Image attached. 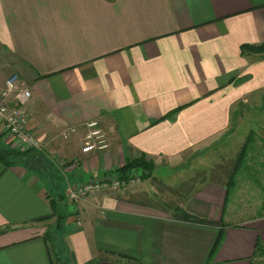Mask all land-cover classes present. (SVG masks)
Returning a JSON list of instances; mask_svg holds the SVG:
<instances>
[{
  "label": "crops",
  "instance_id": "obj_1",
  "mask_svg": "<svg viewBox=\"0 0 264 264\" xmlns=\"http://www.w3.org/2000/svg\"><path fill=\"white\" fill-rule=\"evenodd\" d=\"M263 49L264 0H0V92L11 75L30 91L42 145L21 150L0 123L15 153L0 164V264H254L264 216L233 222L221 183L179 205L213 224L164 213L143 187L74 204L66 192L135 160L174 176L234 126L235 106L264 97ZM92 120L108 147L83 154Z\"/></svg>",
  "mask_w": 264,
  "mask_h": 264
},
{
  "label": "rangeland",
  "instance_id": "obj_2",
  "mask_svg": "<svg viewBox=\"0 0 264 264\" xmlns=\"http://www.w3.org/2000/svg\"><path fill=\"white\" fill-rule=\"evenodd\" d=\"M257 100L258 102H253V97L246 98L245 103H241V106L247 105L243 107L244 109L240 105L235 106L232 111V116L236 118L234 126L210 146L198 149L196 154L183 162L178 170L175 169L174 176L165 178L171 175V172L162 171L163 180H155L139 169L133 171V174L141 178L140 183L128 189L145 188L146 192L139 195L140 199L173 216L175 214L173 207L183 203L189 193L197 189L200 184L227 181V175L223 171L232 169L237 153L251 132L254 138L246 166L241 169L242 172L237 176L234 188L228 194L226 209L232 210V218L235 219L233 222L264 216V97ZM253 105L259 107L255 108ZM143 180L148 181L143 185L141 184ZM124 191L129 192V190ZM231 203L233 206L229 207ZM56 226L54 220L51 221L49 225L47 224L44 233L49 230L51 237L56 231ZM254 264H264V254L257 256Z\"/></svg>",
  "mask_w": 264,
  "mask_h": 264
},
{
  "label": "built area",
  "instance_id": "obj_3",
  "mask_svg": "<svg viewBox=\"0 0 264 264\" xmlns=\"http://www.w3.org/2000/svg\"><path fill=\"white\" fill-rule=\"evenodd\" d=\"M30 91L18 84V77L11 75L5 81L4 89L0 92V123L6 132L15 140L21 150H42L36 136L29 126V116L25 112V106L30 100ZM86 133L83 137L81 152L90 154L95 150H104L108 147L106 135L99 127L98 121L92 120L85 124ZM70 131H74L71 129ZM139 177L133 172L127 178L118 176L94 178L66 192L69 203L78 201L98 191H120L140 182Z\"/></svg>",
  "mask_w": 264,
  "mask_h": 264
},
{
  "label": "trees",
  "instance_id": "obj_4",
  "mask_svg": "<svg viewBox=\"0 0 264 264\" xmlns=\"http://www.w3.org/2000/svg\"><path fill=\"white\" fill-rule=\"evenodd\" d=\"M257 49H259V48H257ZM241 51L242 52H247V51L249 52V51H258V50H254L253 48H249L247 46H244L241 48ZM260 51L263 52L264 49L260 50ZM253 138H254V134L250 132V134H248V136L245 139V142L243 143L242 147L240 148L239 152L236 155L235 163H234L232 169L231 170L229 169L227 172L223 171V173L225 175H227V181L225 183H221V184H223L226 187L228 194L230 193V190L232 188H234V186L236 184V178L242 172L241 169L246 166V160L248 157L249 150L251 148V143L253 141ZM14 155H15L14 151H11L8 149L7 150H0V164L3 166L10 165V161L12 160V157ZM135 168H140L143 172H145V174H148L149 176L151 175L152 167L150 165L148 166V164L142 160H135V161L126 163V165L124 167H122L118 170L117 175L120 178H125L126 176H128L130 171L135 169ZM143 177H145V175ZM228 194H227V197H228ZM51 210H52V214L48 217L56 215V208H55L54 203L51 204ZM174 211H175V214L173 216L176 218H179L180 220L191 222V223H199V224H213L212 222H210L208 220L199 218L193 214L186 212L180 206L173 207V213H174ZM44 219H47V217L41 218L40 220H44ZM49 239H50V231L47 230L43 234V240L46 243H48ZM256 254H260V255L264 254V244L257 248ZM52 257L58 263L57 255L53 254Z\"/></svg>",
  "mask_w": 264,
  "mask_h": 264
}]
</instances>
